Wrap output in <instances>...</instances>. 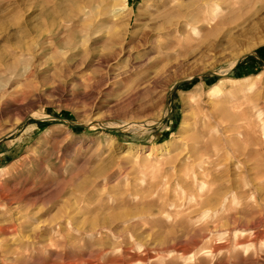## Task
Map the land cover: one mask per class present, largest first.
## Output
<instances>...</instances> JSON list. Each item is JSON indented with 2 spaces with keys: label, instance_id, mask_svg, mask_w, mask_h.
<instances>
[{
  "label": "rangeland",
  "instance_id": "rangeland-1",
  "mask_svg": "<svg viewBox=\"0 0 264 264\" xmlns=\"http://www.w3.org/2000/svg\"><path fill=\"white\" fill-rule=\"evenodd\" d=\"M0 264H264V0H0Z\"/></svg>",
  "mask_w": 264,
  "mask_h": 264
},
{
  "label": "bare ground",
  "instance_id": "bare-ground-1",
  "mask_svg": "<svg viewBox=\"0 0 264 264\" xmlns=\"http://www.w3.org/2000/svg\"><path fill=\"white\" fill-rule=\"evenodd\" d=\"M126 8V7H125ZM125 8L123 7V8H121L118 12L120 13V12H122V11H124L125 10Z\"/></svg>",
  "mask_w": 264,
  "mask_h": 264
}]
</instances>
